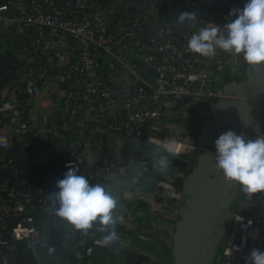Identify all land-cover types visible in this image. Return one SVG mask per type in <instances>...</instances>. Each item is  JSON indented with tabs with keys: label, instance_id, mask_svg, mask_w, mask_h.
<instances>
[{
	"label": "built area",
	"instance_id": "obj_1",
	"mask_svg": "<svg viewBox=\"0 0 264 264\" xmlns=\"http://www.w3.org/2000/svg\"><path fill=\"white\" fill-rule=\"evenodd\" d=\"M246 2H1L0 39L28 40L29 49L21 47L18 53L20 94H9L0 104V149L8 150L15 138L25 140L31 121L24 102L30 101L64 134L67 157L59 180L72 166L92 184L128 181L123 193L126 212L130 204H152L141 212L165 229L166 244L174 243L188 204L184 187L201 157L215 154L206 147L208 134L220 122L213 109L241 98L237 90L247 87L252 67L242 54L220 49L212 58L195 54L188 40L201 28H223L235 19L223 7L243 9ZM213 9L220 10L221 21ZM183 12L196 14L195 27L177 24ZM111 136L117 137V148L130 144L129 156L122 157L116 148L107 150ZM259 136H264V98L254 139ZM170 157L186 159L189 168H170L150 189L138 184L147 172L160 169L158 161ZM175 180L182 182V189ZM58 191L56 182L40 178L15 188L0 183V226L15 240L28 243L34 264H47L41 256L36 214L40 209L55 212ZM77 232L87 257L109 247L96 235L95 226L88 234ZM135 237L152 240L140 229ZM254 249L264 252V194L248 198L239 187L215 264H248Z\"/></svg>",
	"mask_w": 264,
	"mask_h": 264
},
{
	"label": "crops",
	"instance_id": "obj_2",
	"mask_svg": "<svg viewBox=\"0 0 264 264\" xmlns=\"http://www.w3.org/2000/svg\"><path fill=\"white\" fill-rule=\"evenodd\" d=\"M5 1L8 0H0V3ZM21 47L29 49V41L0 39V104L9 94L19 95L22 90L17 83L20 65L18 53L22 50ZM24 106L31 121L28 135L24 141L13 139L8 150L0 149V183L6 188L20 186L27 183L30 178L57 183L64 172L63 162L67 157V151L63 145L65 141L63 132L55 130L51 120L45 121L30 101L26 100ZM217 126L218 123L208 135L209 142H206V145L213 149L215 140L231 130L230 123L220 126L221 128ZM117 140V137L111 136L107 141L109 143L107 150L110 152L116 148L122 157L129 156L130 144L126 143L117 148ZM158 180L160 181L157 179L155 183ZM103 183L113 191L119 201L118 223L115 227L119 238L109 243L108 248L87 257L84 255L81 234L67 221L59 218L54 211L40 209L36 214V225L42 236L41 256L47 264H154L161 259L173 263V242L169 240V244H166L165 229L156 221L152 223L150 215L141 212L149 210L152 204L147 202L140 205L130 204L131 211L126 212L123 193L128 181L107 180ZM95 227L96 235L104 239L107 233L99 230L100 225L97 224ZM138 229L150 235L152 240L143 241L136 238L135 232ZM48 247H54L55 252L50 255ZM0 264H34L28 243L15 240L8 228L2 229L1 226Z\"/></svg>",
	"mask_w": 264,
	"mask_h": 264
},
{
	"label": "clouds",
	"instance_id": "obj_3",
	"mask_svg": "<svg viewBox=\"0 0 264 264\" xmlns=\"http://www.w3.org/2000/svg\"><path fill=\"white\" fill-rule=\"evenodd\" d=\"M235 17L223 28L214 25L194 32L188 40V49L200 56L212 58L217 49L243 56L249 66H264V0H247L243 9L233 8L228 13ZM195 13L183 12L177 24L195 27ZM216 170L228 182H235L248 198L264 194V136L246 139L243 134L229 130L215 140ZM163 173L167 161L157 162ZM79 169L69 166L63 179L57 181L59 203L55 214L75 230L88 234L95 225L107 233L105 243L116 241L119 201L104 183L92 184ZM251 223V222H249ZM51 255L54 247H48ZM248 264H264V252L254 249L247 257Z\"/></svg>",
	"mask_w": 264,
	"mask_h": 264
},
{
	"label": "water",
	"instance_id": "obj_4",
	"mask_svg": "<svg viewBox=\"0 0 264 264\" xmlns=\"http://www.w3.org/2000/svg\"><path fill=\"white\" fill-rule=\"evenodd\" d=\"M239 100L217 105L213 111L231 130L254 140L264 98V66L251 67ZM226 124V125H227ZM239 186L216 170L215 154L205 155L187 181V208L173 243V264H215L226 238L232 203Z\"/></svg>",
	"mask_w": 264,
	"mask_h": 264
},
{
	"label": "trees",
	"instance_id": "obj_5",
	"mask_svg": "<svg viewBox=\"0 0 264 264\" xmlns=\"http://www.w3.org/2000/svg\"><path fill=\"white\" fill-rule=\"evenodd\" d=\"M236 8L233 6H224L222 10L229 12L231 9ZM215 10V9H213ZM167 172L163 173L161 169L150 170L146 173L144 178H139L138 184L143 188H152L155 185L157 179H163L170 173V168H174L178 171H186L189 168V162L186 159L170 157L167 159ZM175 186L178 189H182V182L180 180L174 181ZM144 257V256H142ZM154 264H172L167 259H161V261H155Z\"/></svg>",
	"mask_w": 264,
	"mask_h": 264
},
{
	"label": "rangeland",
	"instance_id": "obj_6",
	"mask_svg": "<svg viewBox=\"0 0 264 264\" xmlns=\"http://www.w3.org/2000/svg\"><path fill=\"white\" fill-rule=\"evenodd\" d=\"M215 11H218V10H214V12ZM218 16H219V18H218V21H221L222 19H221V17H222V15H221V12H220V10L216 13ZM224 104V103H223ZM229 103H227V102H225V107H228L227 105H228ZM218 125L219 126H217V127H219V128H221L222 127V125H226V124H222L221 122H219L218 123ZM221 126V127H220ZM209 135V134H208ZM210 137H211V134H210ZM209 142V141H208ZM206 147H208L207 145H206ZM208 148H210V149H213L212 147H208ZM214 150H215V148H214ZM222 246V245H221ZM221 249V248H220Z\"/></svg>",
	"mask_w": 264,
	"mask_h": 264
}]
</instances>
